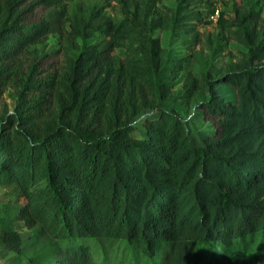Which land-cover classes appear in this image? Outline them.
Wrapping results in <instances>:
<instances>
[{
    "label": "trees",
    "instance_id": "obj_1",
    "mask_svg": "<svg viewBox=\"0 0 264 264\" xmlns=\"http://www.w3.org/2000/svg\"><path fill=\"white\" fill-rule=\"evenodd\" d=\"M165 1L119 0L117 19L71 11L69 0H0V82H20L27 101L39 93L37 114H28L36 122L48 97L57 99L62 121L32 137L15 128L20 117L0 135V185L19 190V219L32 231L26 239L7 221L8 264H100L108 243L137 250L142 264H264V2L231 0L217 33H204L212 0ZM40 6L49 13L31 21ZM168 32L208 50L201 78L183 87L215 127L204 147L167 107L190 57L172 56L157 36ZM52 33L64 40L58 90L38 64L11 77ZM231 41L245 51L226 55L217 77L211 63ZM222 83L236 90L235 104L218 95ZM147 109L161 116L139 139L136 118Z\"/></svg>",
    "mask_w": 264,
    "mask_h": 264
},
{
    "label": "rangeland",
    "instance_id": "obj_2",
    "mask_svg": "<svg viewBox=\"0 0 264 264\" xmlns=\"http://www.w3.org/2000/svg\"><path fill=\"white\" fill-rule=\"evenodd\" d=\"M226 4H223L226 11H231V0H224ZM204 0H197L196 6H202ZM224 2V3H225ZM165 3L173 5L171 0H166ZM82 6L87 9H102L105 14L122 19L123 14L119 0H69V7L71 11H74L77 7ZM223 8V7H222ZM49 9L43 6L37 8L34 15L31 16V21L42 19L47 16ZM201 32L210 33L215 32V23L210 22L206 25H200ZM161 37L165 46L170 48L172 56H190L186 63V70L181 75V79L176 85L178 91L177 98L170 101L167 107L170 110H176L182 116L187 128L189 136L193 143L197 147H204L205 141L215 134V127L210 121H206L203 111L193 102L188 105L183 99L185 92L183 87L194 76L201 78L202 66L201 58L206 59L208 50L203 46H195L194 43L189 45V48L183 44V35L181 33H161L157 34ZM96 39L100 40L101 35L97 34ZM64 40L58 33H52L48 36L46 41L38 45H33L29 50L18 59L19 65L15 67L14 71L10 75L14 77L16 74H22L26 71L29 65L38 64L41 71L46 75L53 85L52 91L58 90V83L56 77L59 75L61 68L65 62V55L63 50ZM241 51H245L242 46L234 41L228 42L224 55L218 57L211 63V71L217 77L222 76V72L226 65V55L229 53L236 55ZM122 53V52H121ZM2 67L0 66V72ZM7 82V80H5ZM20 82L12 81L9 83L0 82V135L3 133V129H10L8 124L13 119H20L15 121V128L24 132L28 131L32 137L43 135L45 130L49 127L55 128L59 126L62 121L59 118L58 108L60 107L57 99L52 98L49 94L48 101L44 105L45 117L41 121H34L32 117H28V114H37L36 100L39 99V93L36 98L33 94L27 92L28 101L26 98H22ZM218 95L225 100L228 104H235L237 101L236 90L228 83H222L216 85ZM22 98V99H21ZM39 106V105H38ZM28 111V113H26ZM161 112L158 110H145L141 115L136 118L135 130L133 136L139 139L147 138V130L145 128L146 121H156L160 118ZM24 203L21 200L20 192L15 185L3 186L0 185V264H8L13 258L14 254L5 251L3 244L1 243V232L7 221H13V225L17 231H19L24 238H28L32 235V231L29 230L25 222L19 219V212L23 208ZM107 254L105 257L99 256L100 264H142L140 257L132 253L131 249L125 244H110L104 247Z\"/></svg>",
    "mask_w": 264,
    "mask_h": 264
},
{
    "label": "built area",
    "instance_id": "obj_3",
    "mask_svg": "<svg viewBox=\"0 0 264 264\" xmlns=\"http://www.w3.org/2000/svg\"><path fill=\"white\" fill-rule=\"evenodd\" d=\"M215 3V11L214 14L210 17V22L217 23L220 17V11L222 9V4L224 0H212ZM264 2V0H262Z\"/></svg>",
    "mask_w": 264,
    "mask_h": 264
}]
</instances>
